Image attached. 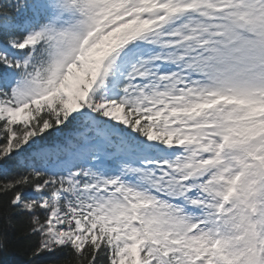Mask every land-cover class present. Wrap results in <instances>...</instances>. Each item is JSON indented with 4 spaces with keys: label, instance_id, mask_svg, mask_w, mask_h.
<instances>
[{
    "label": "snow or ice",
    "instance_id": "obj_1",
    "mask_svg": "<svg viewBox=\"0 0 264 264\" xmlns=\"http://www.w3.org/2000/svg\"><path fill=\"white\" fill-rule=\"evenodd\" d=\"M264 264V0H0V257Z\"/></svg>",
    "mask_w": 264,
    "mask_h": 264
},
{
    "label": "trees",
    "instance_id": "obj_2",
    "mask_svg": "<svg viewBox=\"0 0 264 264\" xmlns=\"http://www.w3.org/2000/svg\"><path fill=\"white\" fill-rule=\"evenodd\" d=\"M35 243V239L13 241L11 250L0 257V264H27V250Z\"/></svg>",
    "mask_w": 264,
    "mask_h": 264
}]
</instances>
